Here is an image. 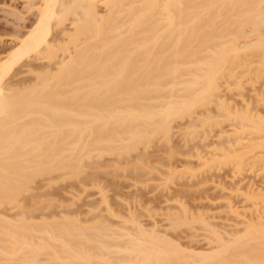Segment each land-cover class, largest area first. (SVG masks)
<instances>
[{"label":"bare ground","instance_id":"obj_1","mask_svg":"<svg viewBox=\"0 0 264 264\" xmlns=\"http://www.w3.org/2000/svg\"><path fill=\"white\" fill-rule=\"evenodd\" d=\"M24 3L34 11V21L0 57V204H14L16 209L18 197L28 192L36 178L50 180L48 176L55 173L59 178L75 177L85 156L90 159L93 152H99L98 156L121 153L137 144H149L156 136L169 138L174 118L191 117L197 107L220 101L219 81L230 78L246 56L258 55L257 71L264 67V35L238 44L247 35L246 25L252 26L248 34H259L264 0ZM98 6L105 12L100 14ZM204 51L209 54L202 56ZM33 59H43L50 66L40 72L32 66L33 70H23L34 75L35 82L28 87L7 86L15 67ZM175 86L180 96L174 95ZM243 115L238 116L248 117ZM256 119L245 120L249 127H243L261 141L264 118ZM260 141L249 143L264 148V140ZM250 146L245 151L242 147L237 155L233 150L236 156L225 153V162L233 164L236 159L239 171ZM261 156L256 159L261 161ZM21 215L16 223L0 219V264H41L39 255L57 264H264L261 218L255 228L246 224L249 228L233 242L221 243L209 253L204 251L206 254L186 250L185 255L154 232L140 230L122 243L108 224L107 228H81L68 217L33 223ZM93 243L98 245L91 246ZM112 248L117 258L110 251L105 253Z\"/></svg>","mask_w":264,"mask_h":264},{"label":"rangeland","instance_id":"obj_2","mask_svg":"<svg viewBox=\"0 0 264 264\" xmlns=\"http://www.w3.org/2000/svg\"><path fill=\"white\" fill-rule=\"evenodd\" d=\"M25 5L24 0H0V57L14 46L15 38L27 32L34 21V11ZM216 5L214 9H218ZM260 7L263 13L264 3H260ZM98 12L102 14L105 10L98 6ZM257 27L259 34H248L252 26L246 25L247 37L240 38L238 44L253 42L258 35H264V24H257ZM204 52L202 56L209 54ZM41 60H27L22 66L15 67L14 73L6 80L7 86L21 89L32 85L34 75L25 74L23 70L34 67L35 72H40L50 66ZM259 62L258 55L246 56L242 64L233 68L230 78L225 76L219 81L218 99L221 102L197 107L192 118H174L170 122L168 140L156 136L149 144H137L131 150H122V155L117 151L119 157L116 152L101 156L97 155L99 152H93L90 159L85 156L84 164L81 163L84 166L81 165V172L75 177L59 178L55 173L48 176L50 180L36 178L29 185L28 192L18 197L17 209L14 204H0L1 221L16 223L22 214L24 219L33 223L41 220L58 222L68 217L77 221L81 228L95 225L92 227L98 229L108 224V228L118 235L112 234L118 240L110 235L115 243L116 240L127 243L129 237H136L140 230L149 234L154 232L153 235L159 234L173 242L172 245L185 251V255L186 250L189 254L199 251L204 254L215 250L221 243L233 242L249 226L255 228L258 218L264 221V194L261 195L264 193V148H256L254 145L260 140L249 128L243 127L248 121L264 118V67L257 71ZM175 87L177 92L174 95L180 96L178 86ZM241 114L250 119L239 117ZM241 120L248 121L243 124ZM263 135H259L260 139ZM249 141L254 144L251 145L253 148ZM249 146L251 151H246L247 156L243 158L244 164L239 171L237 162L234 165L235 158L233 164L229 160L232 158L226 157L229 162H225V153L230 156L233 150L235 154L242 147L245 151ZM259 155L263 158L261 161ZM201 160L207 161L203 163ZM123 234L129 236H119ZM107 239L111 240L110 237ZM247 243L259 247L254 241ZM113 250L105 253L110 251L117 258ZM96 252L91 253L95 255ZM37 258L41 264L49 263L44 255ZM24 264L28 263L25 261Z\"/></svg>","mask_w":264,"mask_h":264}]
</instances>
